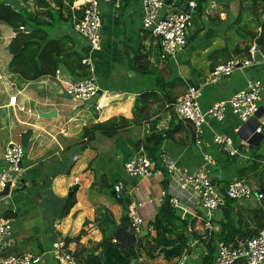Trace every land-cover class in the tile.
<instances>
[{
  "label": "crops",
  "instance_id": "0c3cea01",
  "mask_svg": "<svg viewBox=\"0 0 264 264\" xmlns=\"http://www.w3.org/2000/svg\"><path fill=\"white\" fill-rule=\"evenodd\" d=\"M16 1L20 9L25 8L29 12L43 10L35 5L36 0ZM98 1L103 19L100 51H91L75 32L70 23L72 19L66 20L71 15L72 3L69 10L63 11L61 22L52 32L56 36L73 35L76 48L88 58L102 91L98 98L102 103L99 111L95 110V98L83 104L66 93V88L75 78L63 65L59 66L55 77L44 76L33 81L9 72L12 55L8 46L16 34L10 26L0 24V168L9 141L19 143L21 129H33L29 146L25 147L21 184L2 204L5 215L14 218L7 254L40 255L42 258L38 264H57L51 253L52 244L64 241L79 264H86L87 254L93 255L102 264H174L190 242L198 240L200 244L191 250L188 264H216L217 247L214 262H207L209 250L202 242L200 225L183 221L179 216L176 227L168 225L169 231L165 235V239L175 243L168 242L157 247L159 237L154 223L171 191L168 176L159 170L154 177L141 180L129 176L124 165L139 151L137 142L148 137L153 126L155 131H162L164 137L161 151L177 159L179 165L192 169L201 167L205 163L204 155L212 154L216 164L210 173L218 177L222 184L239 178L241 170L250 167L257 156H264V91L260 109L249 121L243 122L231 111L227 112L223 121L209 119L203 146L196 145L191 123L180 119L173 111V105L189 85H201L214 66L230 58L244 56L234 54V49L250 45V33L256 34L254 41L259 36L261 26H264L260 25L264 20L263 9L257 10L258 14L254 15L247 4H240L252 16L240 25V32L236 28L225 29L229 18L236 16L241 23L242 14L237 12L236 6L237 1L241 3L239 0H209L202 10H198L197 6L187 46L174 59L163 60L158 48L150 44L149 33L142 26L143 0H128L127 5H123V1L120 4L115 0ZM185 6L186 2L178 7L174 1L162 13ZM196 15L199 26L195 27ZM66 23L69 27H65ZM201 36L203 41L198 43ZM138 54L147 55L149 69L167 82L179 78L187 85L168 87L179 95L177 101L164 109L155 104L156 115L151 119L140 125L133 123L114 137H107L98 131L91 141L86 142V127L117 117L132 120L136 98L145 91L158 88L154 86L155 73L138 74L131 68L130 64ZM251 78L260 79L264 85V61L238 69L218 84L203 86L199 99L201 108L207 110L217 101L228 99L244 89ZM12 96L17 97L18 105L25 107V111L9 105ZM87 102L92 104L87 105ZM34 106L38 108L37 113L33 111ZM53 110L57 112L55 116L45 117L39 113ZM150 113L152 115L151 110ZM12 116L14 121L10 119ZM259 126L262 132L257 134L255 129ZM215 134L229 135L241 154L232 157L220 152L212 142ZM86 144L88 147L85 150L71 157L75 148ZM246 147H249L248 150ZM259 171L261 168H258ZM76 177H79V182H75ZM120 182L124 185L121 198L114 189ZM75 185L77 189L73 194L76 202L70 212L62 216L67 199L73 195L69 196V192ZM130 199L143 203L141 213L145 223L139 232L134 230L126 215L125 206ZM222 219L223 212L219 209L214 215V231L220 229ZM150 225L153 226L152 231L148 230ZM165 229L166 224L159 230L160 234ZM175 233L188 239L187 247L180 254L171 253L178 245ZM131 234L139 238L129 247L122 237Z\"/></svg>",
  "mask_w": 264,
  "mask_h": 264
},
{
  "label": "built area",
  "instance_id": "2783aa9c",
  "mask_svg": "<svg viewBox=\"0 0 264 264\" xmlns=\"http://www.w3.org/2000/svg\"><path fill=\"white\" fill-rule=\"evenodd\" d=\"M121 1L115 0V3L120 4ZM168 4L170 0H143L142 2V26L149 33L150 44L158 48L163 60L174 59L178 52L187 46L193 12L198 6L196 0H187L185 8L162 13ZM71 17L77 35L88 43L91 51H100L103 19L99 1L73 0ZM254 51L255 44L250 49L251 57H233L217 64L205 76L201 85H189L173 105V111L177 116L191 123L196 145H204L205 127L209 119L223 121L227 112L231 111L240 120L247 122L258 113L264 91V85L260 79H248L244 89L228 99L217 101L207 110L201 108L199 101L203 86L218 84L236 70L253 65ZM83 63L90 65L88 58L84 59ZM90 71L91 74L87 78L70 82L66 93L74 100L81 102L95 98V110L99 111L102 103L98 98L102 91L91 65ZM9 105L18 107L20 111L26 110L25 107L18 105L16 96L9 98ZM261 132V126L255 129V133ZM212 142L220 152L232 157L241 154L240 148L235 146L234 140L229 135L215 134ZM248 148L246 147V150ZM24 156L25 147L21 142L9 141L3 157V165L0 168V264H38L42 258L40 255L33 254H7L14 218L5 215L2 204L21 184ZM159 162L158 167L144 147H140L139 151L125 163L124 169L129 176L141 180L154 177L159 170L164 172L170 182L171 191L168 201L171 208L183 221L200 225L202 239L214 231V215L216 211L226 206L228 200L257 205L263 199V194L250 185L245 178H236L222 184L218 177H213L210 169L216 162L210 153L204 155L205 163L194 169L179 165L177 159L163 150L160 152ZM75 182H79V177H76ZM6 187H9V192L3 194ZM114 189L121 198L124 192L123 183H117ZM142 206V202L134 199H130L126 205L127 218L136 232H139L145 223L141 213ZM148 230L152 231L153 226L150 225ZM198 244H200L198 240H192L190 246L182 252L174 264H188L191 250ZM51 253L57 264H79L64 241L54 242ZM215 260L216 264H238L240 260L242 264H263L264 228L260 229L256 235L237 239L234 243L219 242Z\"/></svg>",
  "mask_w": 264,
  "mask_h": 264
},
{
  "label": "trees",
  "instance_id": "16d2710c",
  "mask_svg": "<svg viewBox=\"0 0 264 264\" xmlns=\"http://www.w3.org/2000/svg\"><path fill=\"white\" fill-rule=\"evenodd\" d=\"M122 1L124 2L123 5H127L128 0ZM174 1L175 0H170V3ZM208 1L209 0H198V10H202L207 5ZM239 1L241 4H247V8L251 10L254 15L258 14L257 10L259 9H263L264 12V0ZM72 2L73 0H36L35 3L37 7L43 10L29 12L25 8L16 9L0 1V20L5 21L12 29H19L21 27L31 28V30L27 32H18L10 42L8 51L12 55V58L8 65L9 72L17 74L28 81L38 80L44 76L55 77L61 65L66 67L76 80L87 78L91 74L90 65L83 63V60L87 57L76 48V41L73 35L50 36V31L56 27V24L61 22V17H63L64 14L63 11L69 10ZM183 3H185V0L176 2L178 7H181ZM46 17L50 18L51 21ZM70 18L72 19L71 15H68L66 20L69 21ZM235 22H239V20H235ZM70 23L73 24L71 20ZM261 24H264V20L260 25ZM255 37L256 34L250 33L249 41H252L250 45L248 44L242 48L238 46L235 47L234 54H244L246 57H251L250 49ZM261 49L264 55V41ZM146 58L147 55L138 54L130 66L138 74L155 73L158 88L145 91L136 98L134 118L132 120H127L124 117H117L102 124L86 127L84 130V137H88L86 142L91 141L98 131L102 132V134L107 137H114L127 126L133 125V123L140 125L143 121L149 120L152 116L156 115L154 108L155 104L164 109L167 105L174 104L177 101L179 95L173 93V88H176L175 86L185 87L187 83L179 78L167 82L160 74L149 69V63L146 61ZM168 87L173 88L168 90ZM151 130L152 133L148 137L142 142L141 140L137 142L136 148L139 149L141 145H143L149 157L159 167V155L164 137L162 131H155L154 126ZM167 134H170V132H167ZM251 163L250 167L240 171L239 178H245L249 181L251 175L247 174V170L250 172L257 171L259 165H261V171L255 172L253 177L255 178V189L263 194V199L257 205L248 203L246 206L236 200L227 201L226 206L221 208L223 219L219 225L220 229L218 231H213L209 237L202 240L209 250L207 262H214L213 258L218 242L222 241L227 244L234 243L237 239L252 237L256 235L260 229L264 228V156H257ZM75 202L76 199L73 194L67 199L62 210V216H66L70 212ZM177 220H179V217L175 210L171 208L167 199L161 209L160 215H158L154 223L155 229L158 231L157 237H159L157 239V247L166 245L168 242L175 243L174 241L165 239V235L169 231L167 226L176 227ZM165 224L166 229L164 233L160 234L159 230L165 227ZM170 232H173V230L170 229ZM175 234L177 236L178 245L173 247L171 253L180 254L181 250L187 247L188 239L184 235ZM207 262L205 261V263Z\"/></svg>",
  "mask_w": 264,
  "mask_h": 264
},
{
  "label": "water",
  "instance_id": "95a60500",
  "mask_svg": "<svg viewBox=\"0 0 264 264\" xmlns=\"http://www.w3.org/2000/svg\"><path fill=\"white\" fill-rule=\"evenodd\" d=\"M1 3H5L8 5H12L13 7H15L16 9H20V7L17 4L16 0H3L1 1ZM0 24H4L9 26L5 21L0 20ZM31 30L30 27H24V28H19V29H13L14 33L17 34L18 32H27ZM264 41V26H261V32L259 34V36L255 39L254 44H255V51L253 52V61L254 63H260L262 61H264V55L261 51V46L263 44ZM41 116H45V117H50V116H55L56 115V111L53 110L49 113H42L40 112ZM33 133V129L32 128H27V129H21L20 131V139H21V144L24 147H28L29 146V139L31 137ZM88 147V145H83L81 147L75 148L72 153H71V157L74 158L76 155L80 154L81 151L85 150ZM77 189V185H75L71 191L69 192V196H71L73 194V191H75ZM9 192V187H6L5 190L3 191V194H7ZM115 194V193H114ZM138 236L136 235H125V237H122V240L124 241L125 244H127L129 247H132L133 244L136 242V240L139 238H137ZM239 264H242V261L240 260L238 262ZM86 264H102L101 261H99L96 257H94L91 254H87L86 256Z\"/></svg>",
  "mask_w": 264,
  "mask_h": 264
},
{
  "label": "rangeland",
  "instance_id": "374dc122",
  "mask_svg": "<svg viewBox=\"0 0 264 264\" xmlns=\"http://www.w3.org/2000/svg\"><path fill=\"white\" fill-rule=\"evenodd\" d=\"M176 2H180V0H175ZM187 0H185V2H186ZM241 3H239L238 1L236 2V6H238V13H239V11H240V13L242 14V20H241V23L240 22H235V20H236V16H235V18L234 17H232V18H229L228 20H227V22H226V24H227V27H225V29L226 28H236V29H238L240 32H241V27H240V25L242 24V23H244V22H246L247 20H249L252 16H251V12L250 11H245L244 10V8H243V6H241L240 5ZM36 5V4H35ZM243 11V12H242ZM238 15V14H237ZM198 19H197V15H196V18H195V27L198 25L199 26V24H198ZM65 27H69V24L68 23H66L65 24ZM208 30V29H207ZM53 31V30H52ZM52 31H50V36L51 37H58V36H56L55 34H54V32H52ZM201 41H203V36H201L200 37V40H198L197 42L198 43H200ZM155 77H156V74H155ZM154 86L155 87H158V83H157V81H156V79H155V83H154ZM76 101H78V102H81V101H79V100H76ZM89 101V100H88ZM86 102V101H85ZM81 103H83L84 104V102H81ZM92 104V102H87L86 104L88 105V104ZM37 107L36 106H34L33 107V111H34V113H37L36 111H37ZM12 121H14L15 120V117L14 116H12V118H10ZM15 140H17V141H19L18 140V138H16ZM27 148V147H26ZM259 168H261L262 169V167H259ZM258 171V170H257ZM256 171V172H257ZM247 172L250 174H252V172H250L249 170H247ZM251 180V181H250ZM250 185H252V186H254V180H255V178L253 177V174L251 175V178H250ZM264 264V263H263Z\"/></svg>",
  "mask_w": 264,
  "mask_h": 264
}]
</instances>
